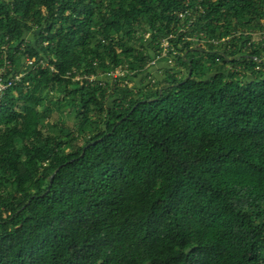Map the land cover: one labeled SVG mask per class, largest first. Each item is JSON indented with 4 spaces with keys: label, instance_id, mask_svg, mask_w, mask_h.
Wrapping results in <instances>:
<instances>
[{
    "label": "trees",
    "instance_id": "1",
    "mask_svg": "<svg viewBox=\"0 0 264 264\" xmlns=\"http://www.w3.org/2000/svg\"><path fill=\"white\" fill-rule=\"evenodd\" d=\"M263 30L264 0H0V264H264Z\"/></svg>",
    "mask_w": 264,
    "mask_h": 264
},
{
    "label": "rangeland",
    "instance_id": "2",
    "mask_svg": "<svg viewBox=\"0 0 264 264\" xmlns=\"http://www.w3.org/2000/svg\"><path fill=\"white\" fill-rule=\"evenodd\" d=\"M25 33H26V35H25V39H26V40H27V38H30L31 40L34 39V36H33V34H32V31H26ZM162 44H163V46H166V45H167L166 41H164ZM162 55H163V53H162ZM171 61H173V60L171 59ZM171 61H169V62H171ZM169 62H167V65H168V64H171V63H169ZM173 63H174V62H173ZM165 65H166V62H156L155 65L152 67V69H150V71H151L152 73H154L153 75H154L157 79H160L161 76H162V70H163V68H164ZM250 76H251L250 73L247 72V74L245 75L244 79H251ZM101 77L103 78V76H101ZM137 81H138V77H136V78L134 79L133 82L137 83ZM1 95H2V93L0 94V96H1ZM107 100H108V103H110V100H109V99H107ZM58 115H59V114H58L56 111H54V112L51 114V116H50L49 119H48L49 127H50L51 125L55 124V122H57V120H58ZM72 119H73V118H68V119H66L67 121H66L65 123H67L68 125L71 126V125H72ZM54 127H55V126H54ZM51 129H53V128H51Z\"/></svg>",
    "mask_w": 264,
    "mask_h": 264
},
{
    "label": "built area",
    "instance_id": "3",
    "mask_svg": "<svg viewBox=\"0 0 264 264\" xmlns=\"http://www.w3.org/2000/svg\"><path fill=\"white\" fill-rule=\"evenodd\" d=\"M252 36H253L254 42L262 41L264 39V30L261 33L252 34ZM31 62L32 60H29L28 58L25 60V64H31ZM6 67H9V62H5V64L0 67V94L4 92V90L6 89L8 85L18 82L24 73V72L14 73L13 76L9 79V81L7 83H4L1 75L5 71Z\"/></svg>",
    "mask_w": 264,
    "mask_h": 264
},
{
    "label": "water",
    "instance_id": "4",
    "mask_svg": "<svg viewBox=\"0 0 264 264\" xmlns=\"http://www.w3.org/2000/svg\"><path fill=\"white\" fill-rule=\"evenodd\" d=\"M189 75H190V70H189ZM92 143V142H91ZM91 143H89V144H91Z\"/></svg>",
    "mask_w": 264,
    "mask_h": 264
}]
</instances>
